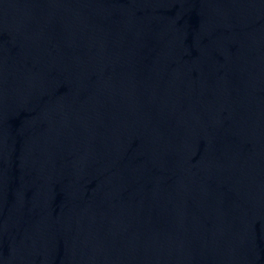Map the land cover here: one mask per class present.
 Listing matches in <instances>:
<instances>
[{
	"label": "water",
	"instance_id": "water-1",
	"mask_svg": "<svg viewBox=\"0 0 264 264\" xmlns=\"http://www.w3.org/2000/svg\"><path fill=\"white\" fill-rule=\"evenodd\" d=\"M0 264H264V0H0Z\"/></svg>",
	"mask_w": 264,
	"mask_h": 264
}]
</instances>
